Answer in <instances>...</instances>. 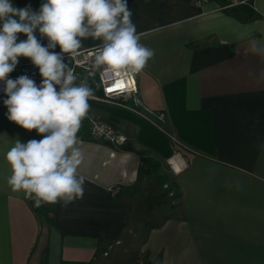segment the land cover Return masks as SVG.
<instances>
[{"label": "crops", "instance_id": "0c3cea01", "mask_svg": "<svg viewBox=\"0 0 264 264\" xmlns=\"http://www.w3.org/2000/svg\"><path fill=\"white\" fill-rule=\"evenodd\" d=\"M11 2L39 11L45 0ZM225 3L128 0L140 43L155 53L138 75L141 108L165 122L88 102L76 145L83 196L70 203L36 209L9 186L7 151L18 139L42 136L9 121L0 107V264H126L119 245L134 213L133 190L154 163L170 166L179 213L149 230L136 264H264V0L221 10ZM100 43L84 39L80 50ZM33 69L20 57L11 74ZM89 118L126 142L92 138Z\"/></svg>", "mask_w": 264, "mask_h": 264}, {"label": "clouds", "instance_id": "9594fccd", "mask_svg": "<svg viewBox=\"0 0 264 264\" xmlns=\"http://www.w3.org/2000/svg\"><path fill=\"white\" fill-rule=\"evenodd\" d=\"M131 17L128 0H45L39 11L0 0V81L7 119L42 136L27 142L18 139L7 151V182L35 207L67 204L83 196L84 177L77 173L84 157L76 146L77 133L93 90L86 79L76 83L65 54L74 59L82 40H100L94 70L114 77L140 73L155 53L140 43L142 34ZM37 30L47 38L46 45L37 38ZM21 33L25 40L19 39ZM20 57L39 69V84L27 74L9 78Z\"/></svg>", "mask_w": 264, "mask_h": 264}, {"label": "built area", "instance_id": "2783aa9c", "mask_svg": "<svg viewBox=\"0 0 264 264\" xmlns=\"http://www.w3.org/2000/svg\"><path fill=\"white\" fill-rule=\"evenodd\" d=\"M258 0H226L221 10H229L236 6L254 7ZM197 5H201L199 1ZM96 47L91 49L79 50L78 55L73 59L69 55L65 58L71 62L70 68L77 77L76 83L79 84L83 80H87L89 87L93 90V95L88 101L94 103H106L120 106L130 110L131 112L145 118L154 125L160 127L165 122L163 115L156 114L148 108H141V101L138 98V75H124L114 77L111 74L103 73L101 70H94V52ZM34 69L27 75L34 79L37 84L40 83L42 77L39 75V69ZM21 75L9 74V78H17ZM121 85H123L121 87ZM4 83L0 81V107H6L3 101L7 98L4 93ZM111 89V90H109ZM132 102V105L128 103ZM89 134L97 140H104L114 145H122L126 142V138L119 134L115 128L105 122L89 118ZM176 162H173V167Z\"/></svg>", "mask_w": 264, "mask_h": 264}, {"label": "rangeland", "instance_id": "374dc122", "mask_svg": "<svg viewBox=\"0 0 264 264\" xmlns=\"http://www.w3.org/2000/svg\"><path fill=\"white\" fill-rule=\"evenodd\" d=\"M176 148L181 150L178 146ZM145 167L146 171L139 185L133 190L134 213L123 242L119 245L118 260L121 263L136 264L140 260V250L149 230L171 215L179 213V193L170 166L167 163H154ZM41 214L45 219L51 218L50 211Z\"/></svg>", "mask_w": 264, "mask_h": 264}, {"label": "trees", "instance_id": "16d2710c", "mask_svg": "<svg viewBox=\"0 0 264 264\" xmlns=\"http://www.w3.org/2000/svg\"><path fill=\"white\" fill-rule=\"evenodd\" d=\"M49 218V217H48ZM48 220V219H47ZM48 221H51V219L49 218V220Z\"/></svg>", "mask_w": 264, "mask_h": 264}, {"label": "snow or ice", "instance_id": "6c2138e0", "mask_svg": "<svg viewBox=\"0 0 264 264\" xmlns=\"http://www.w3.org/2000/svg\"><path fill=\"white\" fill-rule=\"evenodd\" d=\"M123 85H121V87H122ZM109 90H111V89H109Z\"/></svg>", "mask_w": 264, "mask_h": 264}]
</instances>
